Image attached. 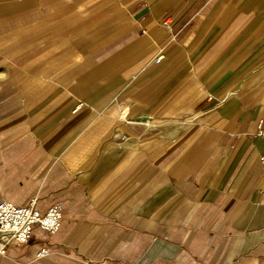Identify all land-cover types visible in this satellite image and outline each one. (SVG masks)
I'll use <instances>...</instances> for the list:
<instances>
[{
    "label": "crops",
    "instance_id": "0c3cea01",
    "mask_svg": "<svg viewBox=\"0 0 264 264\" xmlns=\"http://www.w3.org/2000/svg\"><path fill=\"white\" fill-rule=\"evenodd\" d=\"M261 121L264 0H0V264H264Z\"/></svg>",
    "mask_w": 264,
    "mask_h": 264
},
{
    "label": "built area",
    "instance_id": "2783aa9c",
    "mask_svg": "<svg viewBox=\"0 0 264 264\" xmlns=\"http://www.w3.org/2000/svg\"><path fill=\"white\" fill-rule=\"evenodd\" d=\"M257 135L264 138V123L257 125ZM264 193V153L260 156ZM62 204H52L45 213H41L33 199L25 207L14 205L11 201L0 202V257L7 255L11 246H23L29 243L34 227L53 235L62 221ZM50 255L47 247L41 248L36 259H42Z\"/></svg>",
    "mask_w": 264,
    "mask_h": 264
}]
</instances>
